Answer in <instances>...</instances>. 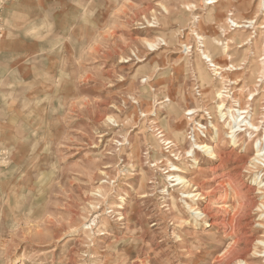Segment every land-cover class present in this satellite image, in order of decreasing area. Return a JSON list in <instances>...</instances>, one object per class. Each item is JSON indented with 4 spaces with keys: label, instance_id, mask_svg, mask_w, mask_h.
<instances>
[{
    "label": "rangeland",
    "instance_id": "obj_1",
    "mask_svg": "<svg viewBox=\"0 0 264 264\" xmlns=\"http://www.w3.org/2000/svg\"><path fill=\"white\" fill-rule=\"evenodd\" d=\"M17 1L0 0V264H226L212 217L264 234V167L250 163L264 138V0H82L77 23L57 0L49 38L6 31ZM203 51L242 70L221 80ZM221 101L259 128L237 146ZM196 135L220 159L195 164ZM228 176L238 198L218 187ZM242 195L256 206L236 210Z\"/></svg>",
    "mask_w": 264,
    "mask_h": 264
},
{
    "label": "bare ground",
    "instance_id": "obj_2",
    "mask_svg": "<svg viewBox=\"0 0 264 264\" xmlns=\"http://www.w3.org/2000/svg\"><path fill=\"white\" fill-rule=\"evenodd\" d=\"M221 1L222 0H212V2L209 3V5L219 4ZM232 21H233V24H235V29L249 28V27H247V24H253L254 23L252 21H250V22L249 21L248 22L247 21L241 22V21H238V20H232ZM243 23H246V24H243ZM200 39L203 40L202 37H200ZM227 48L228 47H225V52H227ZM203 56H204V59H206L207 61L210 62L212 68H214V72L213 73H215V76H218L221 80H226L228 78L227 77V73L238 72V71L242 70L241 68L235 67V66L230 65V64L223 65L221 63L213 62V60L210 58V55L208 53H206L205 51H203ZM227 58H228V56H227ZM261 61H264V59H262ZM261 65H262V63H261ZM263 66H264V63H263ZM261 71H263V70H261ZM263 77H264V73H263ZM239 80H240V78H239ZM260 80L261 79H259V81ZM235 84H237V82H233V85H235ZM224 93H228V92H224V91L221 92L219 94V98L220 99H221V97L223 98V94ZM254 94H251V95L254 97L256 95V94L255 95ZM225 100H223V101H225ZM252 100L254 101V98H252ZM223 101H221V103L218 105V109H219L220 115H221L220 117L224 120V119H227L226 115H230V121L228 122L226 120L228 122V126H229V132L228 133L226 132V133H227L228 139L231 140V143L233 145L237 146L238 143H239V137H240L242 132H248L250 130L258 131L259 128L254 123V119H252V118H250V116L246 115V114H248V112L245 109L238 110L237 111L238 115L237 114L234 115L233 111H231V110H229V112H228L229 114H227V113L223 114L224 113L223 109H224V107H226L225 106L226 103L224 104ZM195 113L196 112L191 110V111L186 113V116H192ZM233 123H234V125H233ZM196 125L200 129H206L205 126H202V123H198ZM211 127L214 128V130H216V134H217V136H219V129L216 127V125L212 124ZM243 128H245V129H243ZM196 137H197L196 138V143H195L196 145L194 144L196 146V149L193 152H191V151L187 152V155H191L192 154L191 157L193 158V161H194L195 164H199V162L197 161V158L195 159V156H196L197 152L198 153H203L204 155L207 156L208 159H211V160L220 159L219 155H218V151L216 150L215 147L210 146L208 143H205V141H203L200 136L196 135ZM203 137H205V140H206L207 137L205 135ZM255 152L256 153H255L254 157H252L250 159V163L253 165L254 169H259L261 166L264 167V138L263 137L261 139H259V141H257V143L255 145ZM166 162H167L166 165H168V166L170 165V169H172L171 172L178 173L180 171V169L174 163H171L169 160H166L165 163ZM250 167H252V166H250ZM219 171H220L219 169H213L214 174H217ZM227 178L230 180L231 176L230 177L229 176L226 177V180H227ZM173 179H174V182L177 183L173 187L181 186V185L183 187H187L188 184H189V181L187 179H185L184 176L183 177L180 176V175L173 176ZM258 180H259V177H258ZM232 182H233L232 180H230L228 183L226 181L224 185L222 184V185H219L218 187L220 189H223L224 192L225 191L228 192V190H230V188H231L235 192V194H233V195L237 196V198H238L241 195L240 194L241 191H239L238 187L234 183L232 184ZM259 186H262V188H264V180L261 181V183H259ZM222 195H225L226 197H228L229 194H222ZM202 196L203 195L200 194V193H198V194L188 193V197L191 200L193 199L194 200L193 202L198 201ZM247 198H249V197H247ZM242 199L243 200L237 201L238 204H237V207L235 208L236 210H240V209L244 210L246 208H250V207H255L256 206V204L254 202H252L250 199L246 200L245 196H243ZM221 203H222V201H221ZM220 207L225 209V211H227V206L226 205H222ZM260 207L262 209H264V205H260ZM121 208H120V210H121ZM190 209L192 210L191 213H194L197 219H204V218H208L209 219V218H211V216L206 211L205 212L200 211L196 207L195 208L190 207ZM258 209L260 210V208H258ZM194 214H192V215H194ZM211 221H212V224L210 225L211 227L224 228V230H225L224 234H226V236H228L229 239L231 240L227 250L224 253V255H226L227 258H229V261L226 264H251L249 262V258H254V259L264 258V234L261 235L258 238L249 237L247 235V232H246V230L248 229V224L242 223L240 220H237L236 217L233 216V215L232 216H228V217H220L218 219H214L212 217ZM94 222H95V220H94ZM261 226H262V228H264V225H261ZM242 244H243V247H241ZM22 260H26V258H22ZM256 264H258V263H256Z\"/></svg>",
    "mask_w": 264,
    "mask_h": 264
},
{
    "label": "crops",
    "instance_id": "obj_3",
    "mask_svg": "<svg viewBox=\"0 0 264 264\" xmlns=\"http://www.w3.org/2000/svg\"><path fill=\"white\" fill-rule=\"evenodd\" d=\"M81 1L82 0H68L65 3L66 5H70V7L79 8L77 11H72L69 14V16H71L69 20L72 23L80 21ZM58 5L60 6L61 4ZM56 6L57 0H18L12 13L7 16L5 22L3 21V25L5 24L6 28L7 22L11 24V27H8L6 31L13 35V37L28 38L31 36V32L39 31L41 28H44L46 30L42 31L41 37L49 38L45 33H47L48 28L53 25L52 22L56 16ZM23 32L28 34H22ZM24 54H28V52H24Z\"/></svg>",
    "mask_w": 264,
    "mask_h": 264
},
{
    "label": "built area",
    "instance_id": "obj_4",
    "mask_svg": "<svg viewBox=\"0 0 264 264\" xmlns=\"http://www.w3.org/2000/svg\"><path fill=\"white\" fill-rule=\"evenodd\" d=\"M201 130H203V129H201ZM204 130H205V129H204ZM204 130H203V131H204Z\"/></svg>",
    "mask_w": 264,
    "mask_h": 264
}]
</instances>
